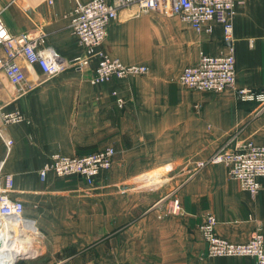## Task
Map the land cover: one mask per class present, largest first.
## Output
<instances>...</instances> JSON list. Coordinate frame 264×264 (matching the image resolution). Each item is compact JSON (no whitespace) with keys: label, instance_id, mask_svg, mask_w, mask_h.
<instances>
[{"label":"crops","instance_id":"0c3cea01","mask_svg":"<svg viewBox=\"0 0 264 264\" xmlns=\"http://www.w3.org/2000/svg\"><path fill=\"white\" fill-rule=\"evenodd\" d=\"M72 5L73 0H0V16L12 36L41 38L40 47L71 60L82 51L70 26ZM230 22L235 87L264 91V0H243ZM227 46L218 24L209 34L197 33L175 16L121 8L100 50L126 66H146V74L91 85L94 61L46 78L19 56L31 86L20 93L0 71V111H19L24 118L4 127L12 146L6 151L0 141L1 173L5 182L12 179L11 198L32 202L28 215L39 220L46 213L52 230L45 233L54 236L39 242L34 259L15 264H256L252 258L207 257L197 229L212 214L218 236L244 243L260 229L264 241V178L252 195L225 165L209 162L227 140L231 146L264 145V110L238 103L232 89L198 92L178 81L200 53L218 55ZM107 147L115 150L112 166L93 187L78 177L39 180L52 154L82 156ZM65 191L74 203H54ZM174 198L181 218L162 217ZM75 207L84 213L78 224ZM73 225H83L90 238H73ZM68 228L71 234L61 238ZM74 240L99 243L72 256Z\"/></svg>","mask_w":264,"mask_h":264},{"label":"built area","instance_id":"2783aa9c","mask_svg":"<svg viewBox=\"0 0 264 264\" xmlns=\"http://www.w3.org/2000/svg\"><path fill=\"white\" fill-rule=\"evenodd\" d=\"M242 3L243 0H73L69 12L70 26L82 51L71 60L62 58L50 47H40L44 44L41 38L12 36L0 16V71L20 93L30 90L31 86L25 84L23 68L17 63L19 56L29 65L37 67L46 78H53L69 69L81 70L94 61L93 74L88 79L91 85L102 84L111 77L124 79L144 75L147 73L146 66H126L100 50L107 36L108 25L118 19L119 9L131 8L134 14L155 12L162 16L178 17L197 33L209 34L213 24L220 25L223 41L228 44L226 51L218 55L200 53L196 64L183 69L179 84L187 90L213 94L232 89L238 103L254 104L258 111H262L264 91L235 87V51L232 46L230 18ZM112 95L115 96L117 106L122 107V99L115 92ZM23 120L19 111H0V141L6 151L12 146V141L4 135V127ZM114 157L113 147L82 156L55 153L39 169L38 177L44 182L48 175L55 178L74 176L82 179L86 185H91L96 176L111 168ZM209 162L225 165L229 177L239 184L242 191L254 195L260 190L259 180L264 178V145L247 141L233 145L230 149L222 148L210 157ZM2 179L0 164V251L3 248L2 241L9 242L13 239V233L22 235L20 226L13 231L5 223L22 221L24 212L23 203L10 198L2 190ZM171 209L174 213L180 210L177 199L172 202ZM215 225L216 218L212 214H206L198 226L207 257L252 258L256 264H264V241L260 229H256L248 241L233 243L218 236ZM7 236L11 238H6ZM1 252L0 264H12L13 260L2 258Z\"/></svg>","mask_w":264,"mask_h":264},{"label":"rangeland","instance_id":"374dc122","mask_svg":"<svg viewBox=\"0 0 264 264\" xmlns=\"http://www.w3.org/2000/svg\"><path fill=\"white\" fill-rule=\"evenodd\" d=\"M222 148H225V149H230L231 148V145L229 144V140H227L219 148H217L216 151L213 154L218 153ZM71 178H75V177L74 176H69V177L57 178V179H59L60 181L67 182ZM95 179H94V181H95ZM7 181L5 182L4 179H2V190L11 198V196L9 195V192L12 190V185H11L12 179H8ZM93 183L91 185H86V184L85 185H86L87 188H89V187H93ZM79 197H81V196L80 195L77 196V200L75 202L76 205H78L80 203V199H78ZM72 199H73L72 193H69V192L65 191L62 194L56 195V201L54 203H57V204H73L74 202H73ZM14 200H17V199H14ZM174 200H175V198L172 200V202ZM53 201L54 200L52 198L50 202L52 203ZM172 202L170 204V207H168L167 211L163 210V214H162L163 216L162 217L165 216L167 218L179 219V218H181V211L179 210L178 212L174 213L172 211V209H171ZM29 203H30L29 205H25L24 204V212L25 213L23 212L22 222H25L27 225H30V227L26 230L23 227V225L22 224L21 225L26 230L27 238L29 240L33 241V245L34 246H32V248H30L29 254H32L31 255V259H34L35 255L38 254V252L40 250L39 247L41 246L42 242H44L45 238H52L54 236L47 235L45 233L46 231L52 230V226H51L52 222L47 220L46 213L45 214H41V218L39 220L35 219L34 217H32L30 215H28L27 212L32 210V207H33L31 205L32 202H29ZM178 203H179V200H178ZM179 207H180V205H179ZM81 210H83V208H80V207H75V210H74L75 223H77V224L80 222V221H78L79 217L83 218V214L84 213ZM69 212H67V213H69ZM74 226L75 225H73V227H72V236H73V238H90L89 236H86V234L84 233L83 225L75 226V227ZM66 230H68L67 231V235L62 234L61 238L71 234V232L69 231L70 230L69 228L66 229ZM97 238H100V235H98ZM98 243H99V241H97V242H84V241H80V240L79 241L74 240V241H72V256H74L77 252H84L86 250L96 249V245ZM17 262H24V261L19 260Z\"/></svg>","mask_w":264,"mask_h":264},{"label":"bare ground","instance_id":"6f19581e","mask_svg":"<svg viewBox=\"0 0 264 264\" xmlns=\"http://www.w3.org/2000/svg\"><path fill=\"white\" fill-rule=\"evenodd\" d=\"M7 226H11V229L13 231H16V228L18 226H20L22 228V235L21 236H18L17 234L13 233L12 234V238L9 242H4L2 241V246L3 248L1 249V253L3 256L2 258H5V259H11V260H14L15 259V256L17 253H29L30 251V248H32L33 245V241L29 240L26 236V230L22 227L21 225V221L20 220H17V221H8L5 223ZM11 237H6V238H11ZM4 242V243H3ZM1 245V244H0ZM1 258V259H2Z\"/></svg>","mask_w":264,"mask_h":264},{"label":"water","instance_id":"95a60500","mask_svg":"<svg viewBox=\"0 0 264 264\" xmlns=\"http://www.w3.org/2000/svg\"><path fill=\"white\" fill-rule=\"evenodd\" d=\"M31 255L32 254H29V253H25V252H19V253H17L16 254V256H15V259L13 260V262H12V264H15L17 261H19V260H30L31 259Z\"/></svg>","mask_w":264,"mask_h":264}]
</instances>
